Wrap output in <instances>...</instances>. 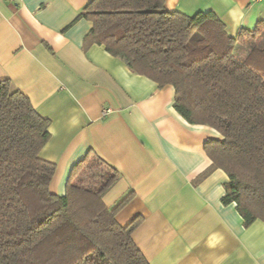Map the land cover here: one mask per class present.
I'll list each match as a JSON object with an SVG mask.
<instances>
[{"label":"crops","instance_id":"crops-1","mask_svg":"<svg viewBox=\"0 0 264 264\" xmlns=\"http://www.w3.org/2000/svg\"><path fill=\"white\" fill-rule=\"evenodd\" d=\"M91 0H0V80L49 120L41 156L56 164L49 190L62 195L88 151L118 173L102 195L115 220L140 223L132 238L149 264H264V222L245 226L223 204L226 174L209 172L203 145L219 135L173 109L172 86L131 72L102 45H85ZM168 11L214 12L235 36L264 20V0H164ZM110 112L104 114L103 109Z\"/></svg>","mask_w":264,"mask_h":264},{"label":"trees","instance_id":"trees-1","mask_svg":"<svg viewBox=\"0 0 264 264\" xmlns=\"http://www.w3.org/2000/svg\"><path fill=\"white\" fill-rule=\"evenodd\" d=\"M85 45H102L133 73L170 85L173 109L187 123L213 129L203 150L208 171L227 176L223 204L245 226L264 222V20L232 36L212 11H168L164 0H91ZM243 52L235 54L236 47ZM49 120L0 80V264H149L102 195L116 170L91 152L70 170L62 195L49 190L56 164L40 152Z\"/></svg>","mask_w":264,"mask_h":264},{"label":"rangeland","instance_id":"rangeland-1","mask_svg":"<svg viewBox=\"0 0 264 264\" xmlns=\"http://www.w3.org/2000/svg\"><path fill=\"white\" fill-rule=\"evenodd\" d=\"M241 49H243V48L240 47V46L236 47V48H235V54H236V55H239L238 53H242L243 51H242ZM243 50L246 51V49H243Z\"/></svg>","mask_w":264,"mask_h":264},{"label":"built area","instance_id":"built-area-1","mask_svg":"<svg viewBox=\"0 0 264 264\" xmlns=\"http://www.w3.org/2000/svg\"><path fill=\"white\" fill-rule=\"evenodd\" d=\"M108 112H110V109H109V108H104V109H103V113H104V114H106V113H108Z\"/></svg>","mask_w":264,"mask_h":264}]
</instances>
